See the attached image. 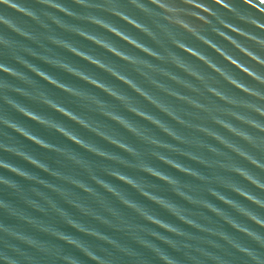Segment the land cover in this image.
Masks as SVG:
<instances>
[{
  "label": "clouds",
  "instance_id": "1",
  "mask_svg": "<svg viewBox=\"0 0 264 264\" xmlns=\"http://www.w3.org/2000/svg\"><path fill=\"white\" fill-rule=\"evenodd\" d=\"M33 2L37 8L24 7L16 0H0V6L20 13L39 29L37 32L28 25L0 16V29L6 33H0V104L3 105L0 109V192L11 194L23 205L18 207L0 200V215L15 221L12 225L0 224V264H114L101 249L111 251L119 264H233L234 261L264 264V7L256 0ZM113 20L127 25L144 40L137 39ZM108 36L133 51L120 48ZM77 41L101 49L126 65L132 74L120 71L116 67L119 65L88 51ZM162 41L167 42L164 54L159 50ZM191 41L202 47L192 46ZM53 49L106 74L132 95L90 75L92 72ZM204 49H211L223 63ZM165 58L177 74L167 69L159 74L170 82L181 83L187 78L200 83L202 77L211 81L203 92L209 101L226 106L224 110L209 115L198 101L187 102L188 107L204 113L207 126L188 124L183 114L163 107L154 93L134 78L143 79L135 71L137 65L149 68L163 63ZM40 64L87 87L62 82L42 70ZM189 65L197 67L190 69ZM38 81L73 101L81 99L77 89H87L94 96L97 95L90 89L103 94L111 103L101 100V104H115L118 108L100 113L104 122H108L104 123L105 127L115 131L111 127L114 125L121 129L133 138L136 146L116 131L119 138L94 128L83 115L53 99ZM146 82L157 92L163 90L157 83ZM196 83L181 86L186 91L197 92ZM34 87L43 90V94L33 95L30 89ZM165 95L175 101L183 99L182 93L168 91ZM133 99L137 107L125 103ZM29 104L42 105L116 151H107L59 121L32 111ZM123 113L135 117L136 121ZM15 117L50 130L80 152L104 163L94 166L70 148L47 143ZM140 129H150L151 136H145ZM177 129L199 133L201 139L192 145L199 151L178 149L177 145L184 144L185 138ZM17 137L53 153L77 172L50 169L26 151ZM137 145H145L146 150L141 151ZM161 148L169 154L152 151ZM159 165L186 180L181 181ZM28 169L43 173L55 183ZM123 169L141 175H128ZM143 177L166 186L175 200L158 194L157 185ZM20 182L32 187L25 190ZM118 185L160 209L171 221L131 199ZM57 201L88 222L72 216ZM40 217H54L71 232L62 231L56 223ZM37 234L46 239H39ZM114 234L124 239H117ZM199 234L214 238L205 243L215 251L191 247L189 241ZM89 241H95L96 246ZM221 250L227 255L217 254Z\"/></svg>",
  "mask_w": 264,
  "mask_h": 264
},
{
  "label": "water",
  "instance_id": "2",
  "mask_svg": "<svg viewBox=\"0 0 264 264\" xmlns=\"http://www.w3.org/2000/svg\"><path fill=\"white\" fill-rule=\"evenodd\" d=\"M16 2L19 3L20 5L24 6V7H30V8H37L38 7V5L33 2V0H16ZM64 2L67 3V0H64ZM256 3H258L262 7H264V2H262V0H256ZM69 6H71V5H69ZM75 10L79 11V12H86L87 11L84 9H75ZM0 16L9 17L14 22H16L18 24L28 25L33 30L39 32V29H36L34 25H31V23L29 21H27L25 19V17H23L18 12H15V11H12V10H9V9H6V8L0 6ZM113 23H115L119 27L127 30L129 33H131L137 39L144 40V38L142 36H140L139 33H136L131 28H128L127 25H123L120 21L113 20ZM197 23H199V21H197ZM0 33H2V29H0ZM2 34H6V33H2ZM103 35L107 36V34H103ZM107 38L112 40L120 48L126 49L127 51H130V52L133 51L127 45L123 44L119 40H116L114 37L108 36ZM73 39H75V38H73ZM145 42L147 43V41H145ZM77 43L82 45L85 48H88V51H90V52L92 51L94 54L101 56V57H104L107 60L112 61L113 63L119 65L116 67H118L120 71H125V72H129V74H132L126 65H121L120 61L116 60L114 57L109 56L107 53H104L101 49L95 48L94 46L87 44V42H84V41H77ZM191 45L194 47H202V46L198 45L195 41H191ZM159 50L162 52V54L167 53V42L166 41H162L161 48ZM209 50L212 51L211 49H209ZM209 50L204 49V51L208 55L213 56V59H215L216 61H218L220 63H223L222 61L219 60V57L215 56V54H216L215 52L211 53ZM44 51H45V54H47V50L45 49ZM53 51L57 52V54H59V55L65 56L69 61L75 63L76 65L92 72V73H89L90 75H96L98 79L105 80L109 83H112V84L116 85L117 87L121 88L123 91L128 92V90L124 89L122 85H119L116 81L111 80V78L108 77L106 74H104V73L100 72L99 70L91 67L90 65L85 64L83 61H79L74 57H68L67 54L62 53L57 49H53ZM234 51H235V49H234ZM185 54L187 55L189 53H185ZM238 54L242 55V53H238ZM245 58L247 59L248 57H245ZM4 59H6V58H4ZM221 59H223V58H221ZM224 62L229 63L230 66H232V67H235V65H232L231 62L228 60H224ZM33 63H38V62L33 61ZM38 66L42 70L48 72L49 74L53 75L56 79H58L62 82L69 83V84H72L74 86H78V87H82V88L87 87L86 85L81 84L79 81L74 80L73 78L67 76L66 74L58 72L54 69H51V68L47 67L46 65L40 64ZM93 66H95V65H93ZM188 67L190 69H193V68H196L197 66L189 65ZM165 69L169 70L170 73H172L174 75L177 74L174 69H171L170 64L168 63L167 59L165 58V61L163 63L154 64V65L150 66L149 68H144L140 65H137L135 71L142 74L143 79L141 77H134V78L137 80L138 83L141 84V86L143 88H146L149 91H152L154 93V95L156 96V98L162 102L163 107L167 108L169 111H173L174 113L183 114L184 119L188 124H190L192 126L204 124L205 126H207V120L204 116V113L200 112L198 109L188 107L187 102H197L198 101L207 110V113L209 115H215L218 111H222L226 107L224 105H220V104L209 101L207 95L203 92V88L208 86L211 83V81L209 79L202 77V81L200 83H196L194 81H189L187 78H184L181 81V83H172L165 76L159 74L162 70H165ZM237 71H241V74H244L241 69H237ZM146 81H152L154 83L159 84L163 90L157 92L155 89L150 88ZM37 83L40 84L42 89L45 90L48 94H50L52 96V98L55 99L57 102L62 103L65 107H68L70 110L77 112L78 114L83 115L85 117V119L88 121V123L90 125H92L94 128H96L99 131H101L102 133H104L110 137H114V138H119L118 134L116 133V132H118L120 135H122L125 138V140L128 143H131L134 146H136V142L133 140V138L128 136L121 129L116 128V126H114V125H111V127L116 131L115 132L112 129L105 127L104 123H108V122H106V121L104 122V119H103V117L100 116V113L101 112H114V111H117L118 108H117V105H115V104H101L100 103L101 100H104L106 102L111 103L109 98L103 96V94L96 92V90L90 89V91H93L97 96H99V97H97L94 95H90L88 93L87 89H77L81 99H79L78 101H73V99L71 97L65 96L63 93H60L58 90L53 89L46 84H43V82L38 81ZM182 83H189V84L196 83L197 92L186 91L185 88H183L181 86ZM43 90L39 89L38 87H34V88L30 89V91H32L33 95H35V96L42 95ZM168 91H171L172 93H182L183 99L180 101L172 100L170 97L165 95V92H168ZM128 94L132 95L130 92H128ZM125 103L131 107H137L138 106L134 99L133 100H125ZM141 103H143V102H141ZM28 106L34 112H37V113L42 114L46 117H50L56 121H59L60 123H62L66 127H69L72 130H74L82 138L93 141L94 143H96L97 145L102 147L103 149H105L107 151H116L115 149H112L109 145H106L102 141H99L98 139H96L95 137L90 136V134L85 132L83 129H80L77 126L71 124V122L65 120L63 117L57 115L56 113L51 112L49 109L43 107L42 105L29 104ZM2 108H3V105L0 104V109H2ZM123 114L126 115L129 119L136 121V118L132 117L130 114H127V113H123ZM15 118L17 120H19L23 125L28 127L34 135L40 137L41 139H43L47 143L52 144V145H56L58 147L70 148L73 151L80 153V155L83 158L88 160L94 166L102 165L104 163L102 161H97L94 157H90L86 153L80 152V150L76 149L75 146L68 144L67 141H65L62 137L51 132L50 130L44 129V128L36 125V124H33L31 121L23 120L20 117H15ZM65 118L67 119L68 117H65ZM137 122L143 123L141 121H137ZM140 131L145 136H151L150 129L149 130L140 129ZM177 131L181 132V134L185 138L184 144L177 145L178 149H183L186 151H199L198 149L192 147V145L196 144L201 139V135L199 133L189 132L185 129H177ZM16 139H17L18 143L20 145H22L26 151L31 152L38 160H41L42 162L46 163L50 169H60L62 171H66V172L71 171L73 173L77 172L76 169L68 168L65 165V163L63 161H60L59 158L56 157L53 153L46 152L40 148H37L36 146L29 144L28 142L23 141L18 137ZM8 142L13 143V141H11V139H9ZM137 147L141 151L146 150L145 145H137ZM152 151L161 152V153H164L166 155L169 154L166 151V149H162V148L161 149H152ZM0 155H2V154H0ZM121 155H123V154H121ZM15 163H17L21 167L28 168L27 165H24L20 161H15ZM153 163H155V162H153ZM113 167H115V165H113ZM159 167H161L164 171L170 173L171 175L178 176L177 173L172 172L170 169H164L162 165H159ZM28 170L31 172H34L36 175H38L40 178H42L46 181L55 183V181H52L51 178L45 176L43 173L36 172V170H34V169H28ZM122 171H125L128 175H133V176L141 175L139 173H135V172H133L131 170H127V169H123ZM178 178L181 181L186 180L185 177H179L178 176ZM105 179H107V177H105ZM143 179H145L149 183L156 184L157 188L160 190L158 194L163 195L166 198L175 200V197H173L171 195V193L167 191L166 186L160 184L157 181H153L148 177H143ZM111 182L116 183L115 181H111ZM20 183H21L22 188L25 190H27L29 187H32L31 185L24 184L23 182H20ZM118 186L121 189H123L131 199H134V200L138 201L139 203L143 204L144 206L149 208L155 215L161 217L164 220L171 221V218L168 217L165 213H163L160 209L156 208L154 205H151L149 202L143 200L136 193L132 192L130 189H127L123 185H118ZM228 195H230V194H228ZM232 198L238 199L236 197H232ZM0 200L10 201V202L16 204L18 207H23V205L20 204L15 199V197H13L11 194H9L7 192H0ZM57 203L59 204L60 207L64 208L72 216H74L78 219L84 220V218L79 217L78 213H76L75 210L68 208V206L64 205L62 202L57 201ZM213 203H215V202L213 201ZM241 203H243V201H241ZM217 207L223 208V206L219 205V204H217ZM25 211H28V210H25ZM121 211H123V210H121ZM225 211H228V210L225 209ZM30 214L31 215H38L36 213H30ZM124 214L126 216L129 215L126 212ZM40 218L46 219L49 222L56 223V226L62 231L71 232V229H68L65 226H63L62 224H59L57 221H55L54 217H40ZM210 219L215 222L214 217H210ZM237 219H239V218H237ZM84 222H88V221L84 220ZM0 224L12 225V224H15V221L10 219L9 217L0 215ZM222 227L224 228L225 231L231 232V230L228 229L227 226H222ZM25 230H27V229H25ZM114 235L117 237V239H121V240L124 239L122 236H120V234H114ZM38 238L39 239H46L45 237L39 236V235H38ZM81 238L87 239L86 237H81ZM212 239H214V238L213 237H206L203 234H199L192 241H189V243L191 244V247H193L195 249L207 250L209 252H213L215 250L208 248L207 244L205 243V241H211ZM241 239H243V238L241 237ZM89 243H91L93 246H96L95 241H89ZM101 252H102V254H104L108 257H111L114 261V264H119L118 257L114 256V254L111 251L106 250V249H101ZM193 254L195 255V253H193ZM217 254L227 255L226 251H224V250H221ZM233 264H238V261H234Z\"/></svg>",
  "mask_w": 264,
  "mask_h": 264
},
{
  "label": "snow or ice",
  "instance_id": "3",
  "mask_svg": "<svg viewBox=\"0 0 264 264\" xmlns=\"http://www.w3.org/2000/svg\"><path fill=\"white\" fill-rule=\"evenodd\" d=\"M262 2H264V0H262Z\"/></svg>",
  "mask_w": 264,
  "mask_h": 264
}]
</instances>
